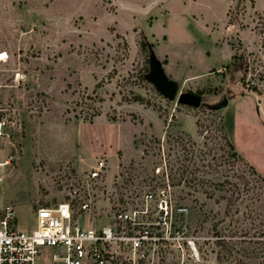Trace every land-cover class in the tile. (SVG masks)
I'll return each mask as SVG.
<instances>
[{"label":"rangeland","instance_id":"1","mask_svg":"<svg viewBox=\"0 0 264 264\" xmlns=\"http://www.w3.org/2000/svg\"><path fill=\"white\" fill-rule=\"evenodd\" d=\"M236 54L246 71L232 74ZM227 116L250 162L232 156ZM0 120L1 202L23 227L104 158L85 223L152 191L172 204L161 264H264V174L251 165L264 169V0H0Z\"/></svg>","mask_w":264,"mask_h":264},{"label":"built area","instance_id":"2","mask_svg":"<svg viewBox=\"0 0 264 264\" xmlns=\"http://www.w3.org/2000/svg\"><path fill=\"white\" fill-rule=\"evenodd\" d=\"M2 124L0 120V133ZM107 167L106 160L98 158L69 200L39 206L33 228L21 227L16 207L1 202L0 176V264H38L45 250L52 264H161L162 246L172 238L170 199H156L147 191L139 208L110 206V219L102 225L81 220L93 207L91 190ZM80 187L85 198L77 196ZM152 203L158 216L148 221Z\"/></svg>","mask_w":264,"mask_h":264},{"label":"trees","instance_id":"3","mask_svg":"<svg viewBox=\"0 0 264 264\" xmlns=\"http://www.w3.org/2000/svg\"><path fill=\"white\" fill-rule=\"evenodd\" d=\"M147 46L149 47L150 45L147 42L142 41V47L146 48ZM233 59L234 60L232 61V63L228 64L226 66V69L232 74H234V73H236L238 71H241L243 68H244V72H245L246 71V65L244 63L245 61H244L243 57L241 55L238 56L236 54V55L233 56ZM149 71H150V69H149ZM197 94L202 96L203 92L202 91H198ZM134 100L143 102L144 98L142 96L135 95ZM225 137H226V141H227V144L229 146V149L232 151L231 152L232 156L240 158L241 155L236 150L235 145L233 144V142L230 140V138H228V136L225 135ZM228 201H229L228 202V207H229L232 204V198L230 197V199H228Z\"/></svg>","mask_w":264,"mask_h":264},{"label":"crops","instance_id":"4","mask_svg":"<svg viewBox=\"0 0 264 264\" xmlns=\"http://www.w3.org/2000/svg\"><path fill=\"white\" fill-rule=\"evenodd\" d=\"M234 118H235V116H234ZM224 126H225V128H226V131L228 132V133H230V135H229V137H230V139H231V141L233 142V144L235 145V148H236V150L238 151V153L242 156V157H244L245 159H246V161H249L248 159H247V157H246V155H245V153L243 152V151H241L239 148H238V146L236 145V141H235V138L233 139V137L231 136L233 133H234V131H235V120L233 119V116L230 118L229 116H227L226 118H224ZM253 150H256V152L259 154V155H261L262 156V158L264 159V149H258V148H256V147H253ZM250 162V161H249ZM251 164V163H250ZM251 165H253L259 172H261L262 174H264V169H259V168H257L254 164H251ZM18 222H19V224H20V221H19V219H18ZM20 226L21 227H23L21 224H20ZM23 228H29V227H23ZM47 253H49V251L48 250H45L44 252H43V254L39 257V259H38V264H46V263H44V259H45V256L47 255Z\"/></svg>","mask_w":264,"mask_h":264},{"label":"water","instance_id":"5","mask_svg":"<svg viewBox=\"0 0 264 264\" xmlns=\"http://www.w3.org/2000/svg\"><path fill=\"white\" fill-rule=\"evenodd\" d=\"M157 86H158V89L160 90V92H162L164 95L170 97L173 95L174 93V90H173V84L172 82H169V81H159L157 83ZM200 100H201V96L200 95H197V96H194L193 99H186L185 102H188L189 104H192V105H195V106H198L200 104ZM228 102V99L227 98H224L219 106H223L225 104H227Z\"/></svg>","mask_w":264,"mask_h":264}]
</instances>
